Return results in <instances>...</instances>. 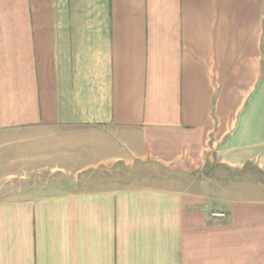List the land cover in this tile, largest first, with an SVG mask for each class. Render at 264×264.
<instances>
[{
  "label": "crops",
  "instance_id": "0c3cea01",
  "mask_svg": "<svg viewBox=\"0 0 264 264\" xmlns=\"http://www.w3.org/2000/svg\"><path fill=\"white\" fill-rule=\"evenodd\" d=\"M0 151V264H264V0H0Z\"/></svg>",
  "mask_w": 264,
  "mask_h": 264
},
{
  "label": "rangeland",
  "instance_id": "374dc122",
  "mask_svg": "<svg viewBox=\"0 0 264 264\" xmlns=\"http://www.w3.org/2000/svg\"><path fill=\"white\" fill-rule=\"evenodd\" d=\"M10 151L11 152L12 151H16V148L15 149H10ZM1 153L2 152L0 151V156H1ZM1 157H0V187L1 188H7V187H10L12 185L14 187H16L17 175L14 174L13 176H10L8 174H4L5 172H7L8 168L13 170L14 172H16V168L15 167H10V166L8 167L7 165H9V164L7 163V161H8L7 158H6V160H4V158H1ZM4 169H6V170H4ZM10 169H8V170H10Z\"/></svg>",
  "mask_w": 264,
  "mask_h": 264
},
{
  "label": "built area",
  "instance_id": "2783aa9c",
  "mask_svg": "<svg viewBox=\"0 0 264 264\" xmlns=\"http://www.w3.org/2000/svg\"><path fill=\"white\" fill-rule=\"evenodd\" d=\"M225 214L224 213H214V216H217V217H223Z\"/></svg>",
  "mask_w": 264,
  "mask_h": 264
}]
</instances>
